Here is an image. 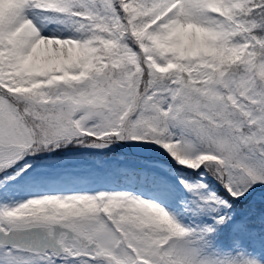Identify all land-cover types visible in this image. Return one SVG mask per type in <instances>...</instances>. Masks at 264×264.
I'll use <instances>...</instances> for the list:
<instances>
[{
  "label": "rangeland",
  "instance_id": "374dc122",
  "mask_svg": "<svg viewBox=\"0 0 264 264\" xmlns=\"http://www.w3.org/2000/svg\"><path fill=\"white\" fill-rule=\"evenodd\" d=\"M171 2L178 10L169 17L167 12L174 7L165 8ZM244 2L151 0L154 22L141 51L159 72H170L179 63L196 71L215 48L238 57L247 44L236 37L239 25L229 12ZM82 5L81 0H0V175L4 174L0 229L58 223L85 235L88 244L96 243L89 250L62 237L70 259L264 264V216L255 223L248 214L233 215L230 222L241 234L236 236V244L238 237L240 242L233 250L228 242L219 245L210 235L212 212L228 213L227 206L205 187L203 179H186L183 174L191 171L170 160L164 150L176 147L177 158L203 173L197 167L200 155L195 144L184 138V134H201V142L212 143L223 153L218 169L221 175L227 172L240 191L238 198L248 201L255 195H249L250 189L264 195V164L255 166L249 156L257 147L264 152V91L254 75L224 74L207 84L204 96L174 100L178 125L172 128L166 121L167 106L161 110L158 100L139 99V53L120 32L111 0H99L93 14L85 7L79 14ZM176 14L178 22H170ZM157 88L160 94L174 97L178 91L163 82ZM233 106L241 111L235 112ZM33 113L53 126L57 140L70 135L64 147L87 137L100 141L77 149L116 152L113 146L120 147L121 187L114 176L99 175L90 160L73 159L59 166L47 159L32 161L29 148L37 140L28 121ZM22 158L26 160L20 166H13ZM70 176L75 184L69 183ZM248 188L246 198L241 191ZM55 256L0 244V264L56 261Z\"/></svg>",
  "mask_w": 264,
  "mask_h": 264
},
{
  "label": "trees",
  "instance_id": "16d2710c",
  "mask_svg": "<svg viewBox=\"0 0 264 264\" xmlns=\"http://www.w3.org/2000/svg\"><path fill=\"white\" fill-rule=\"evenodd\" d=\"M99 0H81L83 4L80 7L79 14H83L84 7L87 8L90 14H93L96 9L97 2ZM112 5L119 14L120 25L125 40L136 48L140 55V65L142 69L140 79V100H147L151 96L153 101H162L163 106H166L165 102L168 103L169 120L168 125L172 128L178 125V118L176 115L177 107L173 108L174 100H179L181 97L188 99L189 97L204 96L207 84L221 75L232 73L235 77L240 72H251L254 75L255 82L264 91V0H247L239 9H233L229 12V17L234 19L239 27L237 38H240L244 43L247 44L245 53L235 57L232 52L225 49L216 48L212 53L207 56L206 64L204 67L197 71L186 70L181 63L177 65L175 69H172L167 73H160L156 71L150 62L146 60L141 53L140 46L144 41L145 34L148 27L153 21L154 6L151 0H111ZM162 81L166 85H175L178 88L176 95L165 94L159 95L154 93L159 91L157 89V82ZM156 87V90H155ZM235 91L238 95L242 94L241 87L236 85ZM227 94V90H224ZM140 102L138 103V105ZM165 104V105H164ZM17 106V104H15ZM21 112L20 107H16ZM140 108V107H139ZM233 110L241 111L238 106H233ZM138 111V110H137ZM132 113L130 112L127 122L130 123ZM35 129L38 144L33 145L29 148V152L33 155L32 160L37 161L40 159H47L53 161L55 165L70 164L73 159H86L90 160L97 167L99 174L103 175L109 173L114 176L116 185L120 186L121 173L119 171L120 155H122L121 149L118 146H113L117 149L116 152L112 150H105L104 152L100 149L97 150H82L77 149L80 145L89 143L94 144V140L99 142L100 139L91 137L85 139H79L72 142L67 147L64 145L71 138L70 135L65 136L62 140H57L55 129L51 124L43 123L37 118L36 114L33 113L28 121ZM235 126H231L234 129ZM247 126H244L246 128ZM254 127L262 131L259 125L254 124ZM247 130H250L247 129ZM79 135V134H77ZM108 135V134H106ZM76 136V135H73ZM72 136V137H73ZM185 137H189L190 141L195 144V152L200 155L198 166L201 168H207V172H187L183 176L188 180L195 178L203 179L205 187L211 191L215 197H218L228 208V213L222 214L218 217L217 212H214L213 221L211 222V237L219 244L229 243L230 250L236 247V232L233 230L232 224L229 222L232 213H250L252 221H256L259 217L264 215V195H253L250 200L239 203L238 201L231 198L226 192V187L236 196H240V191L234 187L228 178L227 172L220 174L218 165L223 164L222 157L223 153L217 151L216 145L208 143L207 141L201 142L203 136L201 134H186ZM92 140V141H91ZM201 140V141H200ZM93 142V143H92ZM131 143V142H129ZM260 144V143H259ZM255 145V142L252 144ZM261 145V144H260ZM59 146L58 149H56ZM258 146V145H256ZM65 148V149H64ZM165 152L169 154L172 159L179 161L181 164L186 165L187 161L184 158H177L176 147L167 148ZM29 155V154H28ZM250 160L253 164L259 168L263 167L264 164V152L259 147L249 154ZM21 161V160H20ZM18 160L17 163L20 162ZM218 163V165H217ZM225 166L222 168L224 169ZM191 168V167H189ZM3 176H0L2 179ZM248 189H243L242 194L247 193ZM101 258L103 259L101 261ZM37 264H118L109 258L98 257V258H87L77 256L75 259L63 257L59 262L47 260L40 261Z\"/></svg>",
  "mask_w": 264,
  "mask_h": 264
},
{
  "label": "water",
  "instance_id": "95a60500",
  "mask_svg": "<svg viewBox=\"0 0 264 264\" xmlns=\"http://www.w3.org/2000/svg\"><path fill=\"white\" fill-rule=\"evenodd\" d=\"M62 234H65L68 239H73L75 233L60 224H55L52 226V231L50 232V227L37 225L27 228H14L5 232L0 230V244L19 246L24 249H29L33 251L46 252L51 251L57 254H63L64 248L59 239ZM79 244H82L83 238L77 237ZM95 243L88 246L92 249Z\"/></svg>",
  "mask_w": 264,
  "mask_h": 264
},
{
  "label": "bare ground",
  "instance_id": "6f19581e",
  "mask_svg": "<svg viewBox=\"0 0 264 264\" xmlns=\"http://www.w3.org/2000/svg\"><path fill=\"white\" fill-rule=\"evenodd\" d=\"M168 7H169V9H171V7H174V5H173V2H171V3H169V5L165 8V11H168ZM178 7H174L173 9H171V10H169L168 12H167V15H169V17L171 16L172 17V15H174L175 13H177V9ZM179 16V14H176L174 17H173V19L174 20H171L170 19V22H173V21H176V22H178V18L177 17ZM185 39H186V42H187V44H189V40H190V32H189V30H186V32H185ZM43 65V64H42ZM67 179H68V181H69V183H71V184H75V178L74 177H67Z\"/></svg>",
  "mask_w": 264,
  "mask_h": 264
}]
</instances>
